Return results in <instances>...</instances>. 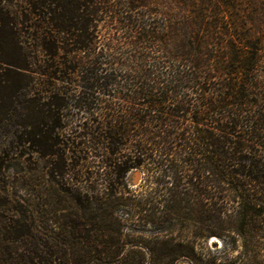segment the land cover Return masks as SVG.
I'll return each instance as SVG.
<instances>
[{
	"label": "trees",
	"instance_id": "16d2710c",
	"mask_svg": "<svg viewBox=\"0 0 264 264\" xmlns=\"http://www.w3.org/2000/svg\"><path fill=\"white\" fill-rule=\"evenodd\" d=\"M13 159L0 264H264V0H0Z\"/></svg>",
	"mask_w": 264,
	"mask_h": 264
},
{
	"label": "rangeland",
	"instance_id": "374dc122",
	"mask_svg": "<svg viewBox=\"0 0 264 264\" xmlns=\"http://www.w3.org/2000/svg\"><path fill=\"white\" fill-rule=\"evenodd\" d=\"M5 167V171L0 173V188H22V163L13 159L7 161ZM142 179L143 174L140 171H132L127 176V182L130 188H136L140 185ZM213 242L216 241H211L210 245Z\"/></svg>",
	"mask_w": 264,
	"mask_h": 264
},
{
	"label": "water",
	"instance_id": "95a60500",
	"mask_svg": "<svg viewBox=\"0 0 264 264\" xmlns=\"http://www.w3.org/2000/svg\"><path fill=\"white\" fill-rule=\"evenodd\" d=\"M134 182V181H133ZM135 183V182H134Z\"/></svg>",
	"mask_w": 264,
	"mask_h": 264
}]
</instances>
